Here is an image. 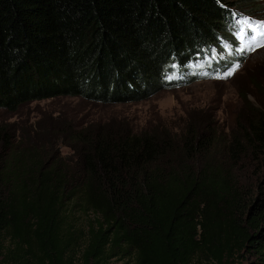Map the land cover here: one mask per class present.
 Returning <instances> with one entry per match:
<instances>
[{"label": "trees", "instance_id": "16d2710c", "mask_svg": "<svg viewBox=\"0 0 264 264\" xmlns=\"http://www.w3.org/2000/svg\"><path fill=\"white\" fill-rule=\"evenodd\" d=\"M239 7L264 9L0 0V112L63 97L127 103L162 87L168 66L232 36L236 17L250 15ZM211 121L194 116L179 131L59 121L26 144L0 126V264H264V182L256 195L237 177L245 160L264 169V112L237 128ZM60 136L71 157L49 147ZM77 214L95 218L84 236Z\"/></svg>", "mask_w": 264, "mask_h": 264}, {"label": "rangeland", "instance_id": "374dc122", "mask_svg": "<svg viewBox=\"0 0 264 264\" xmlns=\"http://www.w3.org/2000/svg\"><path fill=\"white\" fill-rule=\"evenodd\" d=\"M264 7V0H258ZM235 9V8H233ZM264 19V9L254 12L239 7L237 10ZM242 57V56H240ZM235 73L227 78H203L190 84L167 88L150 87L155 90L142 89L141 93L132 94L127 103H100L79 97H63L43 101H35L21 107L16 113L0 112V126L9 128L13 133H24L23 143L28 136H34L38 127L49 129L60 122L84 126L93 124L96 127L106 125H126L137 130L152 131L161 129L162 125L179 131L178 126L191 121L194 116H201L204 121L219 123L224 128L236 127L245 123L255 112H264V46L247 51L245 60ZM206 68L200 70V75ZM225 76V75H224ZM223 76V77H224ZM135 100H132V99ZM205 116V117H203ZM60 136L52 148L57 155L71 157V149L63 146ZM50 150V149H49ZM238 174L242 187H253L255 194L261 191L259 184L264 182V169L250 160L238 166ZM262 170V171H261ZM264 189V186L263 188ZM94 216L77 214L73 225L77 236L86 234L94 223ZM253 259L241 260L237 264H253ZM110 264H131L128 259H114ZM195 264H209L195 261Z\"/></svg>", "mask_w": 264, "mask_h": 264}, {"label": "snow or ice", "instance_id": "6c2138e0", "mask_svg": "<svg viewBox=\"0 0 264 264\" xmlns=\"http://www.w3.org/2000/svg\"><path fill=\"white\" fill-rule=\"evenodd\" d=\"M239 24V31L236 33V38L239 40L240 47L238 51H253L258 47L264 46V22L253 24V22L249 19H241L238 21ZM250 30L252 35L249 37V32L246 31ZM239 68L237 64L231 71L226 72L224 77H217V78H227L234 74L236 69ZM205 75H207L205 73ZM176 78L174 76H169L168 79Z\"/></svg>", "mask_w": 264, "mask_h": 264}, {"label": "clouds", "instance_id": "9594fccd", "mask_svg": "<svg viewBox=\"0 0 264 264\" xmlns=\"http://www.w3.org/2000/svg\"><path fill=\"white\" fill-rule=\"evenodd\" d=\"M166 70H167V69H166ZM166 70H165V71H166ZM165 71L163 72V75H162V82H163V78H164V73H165ZM165 89H166V88H165Z\"/></svg>", "mask_w": 264, "mask_h": 264}]
</instances>
